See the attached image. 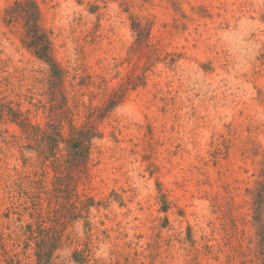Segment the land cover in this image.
I'll list each match as a JSON object with an SVG mask.
<instances>
[{"label":"rangeland","instance_id":"rangeland-1","mask_svg":"<svg viewBox=\"0 0 264 264\" xmlns=\"http://www.w3.org/2000/svg\"><path fill=\"white\" fill-rule=\"evenodd\" d=\"M38 1L57 59L92 75L82 102L103 104L126 86L97 122L91 178L79 183L96 204L69 224L71 251L89 243L109 264H264L254 219L259 204L264 216V0ZM14 2L0 0V59L8 64L0 75L17 67L39 74L46 64L23 46L21 26L4 21ZM134 19L150 28L149 45L136 46ZM13 88L0 83L16 99ZM27 143L16 125L0 123L5 232L21 234L32 220L23 209L21 219L4 216L7 175L38 163Z\"/></svg>","mask_w":264,"mask_h":264},{"label":"trees","instance_id":"trees-1","mask_svg":"<svg viewBox=\"0 0 264 264\" xmlns=\"http://www.w3.org/2000/svg\"><path fill=\"white\" fill-rule=\"evenodd\" d=\"M129 9L127 7V11ZM134 20V29L139 36L136 46L149 45L150 28ZM4 21L7 25L21 26L23 46L46 64V68L34 74L33 69L17 67L14 73L0 75V83L14 86L12 91L16 95L15 99L0 91V123H11L20 129L28 141L26 149L35 153L38 162L33 164L36 166L33 171L6 177V197L12 205L4 216L10 218L16 211L21 219L23 209L32 220L21 225V234L17 230L5 232L0 226V253L3 256L0 263L28 264L25 258L34 256L36 264H109L92 256L89 243L85 249L77 244L71 251L77 239L68 228L78 218L90 217V208L96 204L94 197L79 189V183L91 178L95 140L102 137L97 122L120 103L126 86L122 84L112 89L103 104L82 102L79 93L91 84L92 75H81L78 67L72 71L57 59L54 32L44 24L39 1L15 0L5 10ZM7 65V61L0 59V72H4ZM102 78V82L105 81ZM16 88L19 91H15ZM24 100L30 106L25 107ZM81 105L83 118H77ZM40 110L46 116L44 122L33 118ZM2 179H5L4 175L0 176ZM262 191L259 188L260 198ZM258 206L254 217L261 237L262 251L258 255L264 259V216L260 204ZM86 225L92 227L90 221ZM67 251H71L69 256L63 254Z\"/></svg>","mask_w":264,"mask_h":264}]
</instances>
